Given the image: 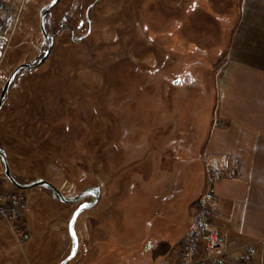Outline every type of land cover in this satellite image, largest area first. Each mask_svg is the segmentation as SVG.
Segmentation results:
<instances>
[{"label": "rangeland", "instance_id": "1", "mask_svg": "<svg viewBox=\"0 0 264 264\" xmlns=\"http://www.w3.org/2000/svg\"><path fill=\"white\" fill-rule=\"evenodd\" d=\"M2 1L17 19L12 32L0 29V90L17 65L37 63L46 50L39 15L52 0ZM237 3L59 0L44 17L51 51L13 78L0 109V148L19 183L42 178L69 198L99 186L97 202L75 218L78 247L66 264H160L162 248L190 225L179 208L198 191L197 149L217 117L216 79ZM180 161L194 179L179 168L155 192L159 170ZM0 192L21 203L13 224L0 217V264H59L71 250L77 203L45 185L16 187L1 158Z\"/></svg>", "mask_w": 264, "mask_h": 264}, {"label": "crops", "instance_id": "2", "mask_svg": "<svg viewBox=\"0 0 264 264\" xmlns=\"http://www.w3.org/2000/svg\"><path fill=\"white\" fill-rule=\"evenodd\" d=\"M236 10L233 42L216 79L220 98L222 96L214 107L217 117L212 115L209 128L200 135L202 140L197 149L202 152L196 167L200 175L197 176L198 191L179 210L182 209L181 214L185 216L184 222L189 216L192 221L196 201L205 184L204 172L211 159L228 157L232 160L229 156L232 154L243 175L223 178L218 183L212 224L222 231L225 245L233 247V255L240 253L234 247L248 240L256 241V253L250 264H264V0H238ZM171 168L169 172L159 170L163 176L161 179L156 176L154 183L160 188L156 187L155 192L163 190L162 181H167L165 175H173L170 176L173 180L180 173L179 168L188 179L195 177V172L189 173L187 163L182 161ZM141 182L146 191L152 188V182H145L143 178ZM143 215L145 218L151 212ZM190 226L191 222L174 243L162 248L160 264H177L178 244ZM155 245L151 243L145 248Z\"/></svg>", "mask_w": 264, "mask_h": 264}, {"label": "built area", "instance_id": "3", "mask_svg": "<svg viewBox=\"0 0 264 264\" xmlns=\"http://www.w3.org/2000/svg\"><path fill=\"white\" fill-rule=\"evenodd\" d=\"M17 15L0 0V29L3 26L13 31ZM6 33L0 31V39ZM240 169L230 158L213 157L205 176V187L196 201V209L191 226L178 244L177 264H250L256 253L254 241H245L238 245L239 255H233V247L225 245L221 230L212 224L215 216L217 185L223 178L235 177ZM20 199L14 193L0 192V217L6 223H12L18 216ZM11 224V229L14 225Z\"/></svg>", "mask_w": 264, "mask_h": 264}, {"label": "water", "instance_id": "4", "mask_svg": "<svg viewBox=\"0 0 264 264\" xmlns=\"http://www.w3.org/2000/svg\"><path fill=\"white\" fill-rule=\"evenodd\" d=\"M58 2H59V0H52L50 3H48L42 9V11L40 12V15H39V26H40L42 35H43L44 39L48 40V45H47L46 50L44 51L43 55L39 58L37 63H34V60L30 61V62H22L19 65H17L10 72V74L5 79L3 86L0 90V109L3 105V100L6 96V93L9 89V86H10L13 78L15 77L16 73L22 68L32 67V66H35L36 64L42 63L47 58V56L49 55L51 48H52L53 41H54V34H49L46 32L45 27H44V17L50 11V9L53 8ZM0 158L3 162L5 176L9 179V181L13 185H15L18 188L24 189V188L34 187L37 185H45V186H48L55 193L56 197L60 201L70 202V203L77 202L87 195L92 196V199L90 201H84L78 205V207L73 211L72 216L68 222V231H69V235L71 238V250H70L69 254L65 258H63L59 263V264H66L67 261L70 260L75 255V253L77 251V247H78V240L76 237V233L74 231L75 218L78 215V213L81 211V209L86 208V207H91L97 202L99 192H100L99 186L87 187L78 196L73 197V198H69V197H66L65 195H63L53 184H51L50 182H48L47 180L42 179V178L36 179L35 181L28 183V184L19 183L12 176V174L10 172L9 165L7 162V158H6V153L2 148H0ZM82 206H84V207H82Z\"/></svg>", "mask_w": 264, "mask_h": 264}, {"label": "flooded vegetation", "instance_id": "5", "mask_svg": "<svg viewBox=\"0 0 264 264\" xmlns=\"http://www.w3.org/2000/svg\"><path fill=\"white\" fill-rule=\"evenodd\" d=\"M87 196H89V195H87ZM91 196V195H90ZM91 199H92V196H91ZM90 199V200H91ZM90 200H84V198H82L81 200H79V201H77V202H74V203H77V207H78V205L80 204V203H82V202H84V201H90Z\"/></svg>", "mask_w": 264, "mask_h": 264}, {"label": "snow or ice", "instance_id": "6", "mask_svg": "<svg viewBox=\"0 0 264 264\" xmlns=\"http://www.w3.org/2000/svg\"><path fill=\"white\" fill-rule=\"evenodd\" d=\"M82 207H84V206H82Z\"/></svg>", "mask_w": 264, "mask_h": 264}]
</instances>
